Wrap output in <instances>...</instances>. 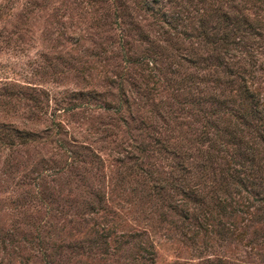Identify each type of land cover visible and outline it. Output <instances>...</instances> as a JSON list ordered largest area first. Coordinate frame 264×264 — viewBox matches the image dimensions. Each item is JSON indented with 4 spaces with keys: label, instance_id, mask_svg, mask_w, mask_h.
<instances>
[{
    "label": "rangeland",
    "instance_id": "1",
    "mask_svg": "<svg viewBox=\"0 0 264 264\" xmlns=\"http://www.w3.org/2000/svg\"><path fill=\"white\" fill-rule=\"evenodd\" d=\"M259 135L264 0H0V264H264Z\"/></svg>",
    "mask_w": 264,
    "mask_h": 264
},
{
    "label": "trees",
    "instance_id": "2",
    "mask_svg": "<svg viewBox=\"0 0 264 264\" xmlns=\"http://www.w3.org/2000/svg\"><path fill=\"white\" fill-rule=\"evenodd\" d=\"M225 35V34H224ZM227 34L225 35V37H222L223 39H227ZM206 39V38H205ZM207 40V39H206ZM214 43V42H213ZM213 43H211V44H213ZM228 42L227 41H225V45L224 46H219V45H216L217 46V48H216V50L217 49H226V44H227ZM208 49H212V52H211V54L209 55V53H206L207 55L204 57V63H206V61H210V58H211V60H215L216 62H215V65H220V63L219 62H217V60H218V57L217 56H215L214 57V51H213V48H208ZM212 57H214V59H212ZM234 76L235 77H238L240 80H242V76H240V73H239V71H234ZM219 80V79H218ZM226 83H232V79H229V80H226ZM234 90V95H238V94H243V95H245V96H249V97H251L252 98V92H250L249 91V88H248V86L247 85H245V81L243 82V84H238V85H236L235 86V88L233 89ZM256 102H257V100H255ZM217 102H223V101H217ZM253 106H254V103H253ZM255 107H254V109L253 110H250L249 111V113L248 114H243L242 112H236L235 114H234V116H235V118H237L238 120H242V124H244L245 125V122L243 121V118L244 117H246V116H248V115H250L251 117H255V114L253 113L254 111H255ZM257 119H260V117H258ZM239 132H240V130H239V128L238 127H236V131H235V133H232V137H234L235 135H237L236 136V139H237V142H239L240 141V138L241 137H239ZM258 137H260V139H261V141L264 143V137H262L261 135H259ZM247 171H248V169H247ZM248 175V174H247ZM235 179H236V181L237 182H239V184H242L243 185V183H242V180L238 177V176H235ZM246 181V180H245Z\"/></svg>",
    "mask_w": 264,
    "mask_h": 264
}]
</instances>
